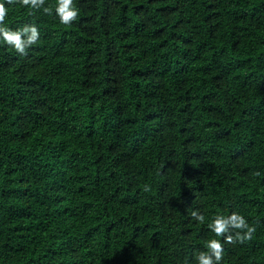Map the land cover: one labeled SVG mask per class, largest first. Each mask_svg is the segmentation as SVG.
<instances>
[{
	"label": "trees",
	"instance_id": "trees-1",
	"mask_svg": "<svg viewBox=\"0 0 264 264\" xmlns=\"http://www.w3.org/2000/svg\"><path fill=\"white\" fill-rule=\"evenodd\" d=\"M0 2V264H264V0Z\"/></svg>",
	"mask_w": 264,
	"mask_h": 264
},
{
	"label": "clouds",
	"instance_id": "clouds-1",
	"mask_svg": "<svg viewBox=\"0 0 264 264\" xmlns=\"http://www.w3.org/2000/svg\"><path fill=\"white\" fill-rule=\"evenodd\" d=\"M28 2V0H24ZM37 0H31V3L35 5ZM77 9L72 6V0H59L56 5V14L59 18L61 24H69L77 15ZM5 12L4 5L0 2V18L3 17ZM23 37V38H22ZM38 37L37 28L35 25H26L17 30H10L2 25H0V38H2L6 43L10 44L16 49V51L23 53L25 47L36 41ZM230 220H225L222 217L214 219L209 227L213 232L219 234L226 230V225L231 223L236 228L247 227L242 217L233 213ZM252 231L251 227L247 228V232L244 234L247 236ZM239 236V233H237ZM226 239H231V237H226ZM207 246L212 250L216 260L220 258V242L216 239H211L207 242ZM196 259L199 264H213L212 257L210 255L200 253Z\"/></svg>",
	"mask_w": 264,
	"mask_h": 264
}]
</instances>
